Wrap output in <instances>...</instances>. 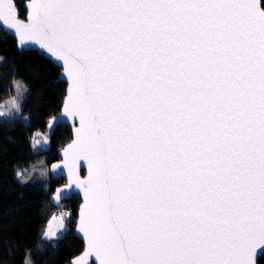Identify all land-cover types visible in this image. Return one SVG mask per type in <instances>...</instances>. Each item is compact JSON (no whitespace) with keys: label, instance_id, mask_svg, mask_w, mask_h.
Returning a JSON list of instances; mask_svg holds the SVG:
<instances>
[{"label":"snow or ice","instance_id":"1","mask_svg":"<svg viewBox=\"0 0 264 264\" xmlns=\"http://www.w3.org/2000/svg\"><path fill=\"white\" fill-rule=\"evenodd\" d=\"M25 8L20 18L15 0H0V31L21 53L47 57L60 73L53 84L66 83L61 114L46 124L50 134L60 120L74 131L52 165L66 170L57 203L83 194L75 232L85 248L73 264H257L264 0H28ZM9 104L15 112H0V124L21 117ZM61 230L71 225L53 216L43 236Z\"/></svg>","mask_w":264,"mask_h":264},{"label":"trees","instance_id":"2","mask_svg":"<svg viewBox=\"0 0 264 264\" xmlns=\"http://www.w3.org/2000/svg\"><path fill=\"white\" fill-rule=\"evenodd\" d=\"M26 1L15 0L22 18L27 12ZM34 52L21 53L15 39L0 31V57L3 58L0 60V103L12 95L15 82L28 90L21 117H12L15 124H0V264H25L26 258H30L31 264H70L83 249L82 241L73 232L79 196L55 203L51 198L64 182L63 178L54 179L46 172L40 175L34 169L27 182L21 184L16 175L17 169H21V176L25 177L30 168L38 164L48 167L59 158L58 151L71 139V128L66 124H58L48 133L46 121L59 114L66 83L53 84L59 69L53 73L48 59ZM23 116L30 117V126L22 120ZM37 133L49 138L47 148L32 149ZM36 181L38 184H32ZM58 204L70 213L66 218L71 231H65L52 241L43 233ZM257 264H264V255L258 257Z\"/></svg>","mask_w":264,"mask_h":264},{"label":"rangeland","instance_id":"3","mask_svg":"<svg viewBox=\"0 0 264 264\" xmlns=\"http://www.w3.org/2000/svg\"><path fill=\"white\" fill-rule=\"evenodd\" d=\"M16 83H17V82L13 83V85H12V87H13V89H12V95L8 96V97H7L2 103H0V112H6V113H14V112H15V109L12 108L11 105L9 104V101H11V100H15L16 103H17L18 105H20L21 108H22V104H23L24 98H25V96H26V92L23 91V89H25V87H24L22 84H20V85H21V88H20V91L18 92L17 88L15 87V84H16ZM22 97H23V98H22ZM5 117H8V116L6 115ZM13 117H15V116H13ZM43 134H44V133H43ZM45 137H47L46 134H44V135H42L41 133H37V134H35L33 142L36 141V140H39V141H40V144H38L36 148H47V147H48V144H49V143H48V144H44V139H45ZM42 166H44V167H42ZM39 167H40V168H39ZM42 168H43V169H42ZM30 169H31V170H30L29 172H27V175L25 174L26 176L23 177L26 181H27V179L30 177L28 174L31 173V175H32L33 172H34V169H35V172L38 171V173H39L40 175H42L44 172H46V173L49 175L48 167H47L46 165H44V164H38V165L35 166L34 168H30ZM19 170L22 171L21 169H19ZM39 171H40V172H39ZM36 173H37V172H36ZM19 179H20V177H19ZM38 180H39V179H38ZM37 182H38V181L33 182L32 184H38ZM54 192H55V190H54ZM54 192H53V193H54ZM59 204H60V203H59ZM59 204H58V205H59ZM78 207H79V204H78ZM56 208H57V211L49 217V219H48L47 222L49 223V221L51 220V218H52L53 216H55V217H61L62 215L65 216L66 222H68V221H67L68 219H67L66 217H68V215H70L69 211H68L66 208H64V206H62V205H59V206H57ZM64 210H65L66 212H65ZM77 211H78V209H77ZM65 214H67V215H65ZM65 231H67V230H61V231H58V232H57V236L54 237V238L51 239V240H52V241L57 240L59 237H61V236L63 235V233H64ZM77 255H78V254H77Z\"/></svg>","mask_w":264,"mask_h":264},{"label":"water","instance_id":"4","mask_svg":"<svg viewBox=\"0 0 264 264\" xmlns=\"http://www.w3.org/2000/svg\"><path fill=\"white\" fill-rule=\"evenodd\" d=\"M27 2H28V0L26 1L25 5L27 4ZM26 10H27V9H26ZM26 15H27V12H26ZM20 18H22V17H20ZM4 31L7 32V34H9V35H11V36L13 37L12 33H11L10 31H8L7 29H5ZM15 41H16V40H15ZM16 43H17V42H16ZM36 47L38 48V46H36ZM34 50H35V49H34ZM46 58H47V57H46ZM59 74H60V73H59ZM63 82H64V81H63ZM60 114H61V108H60V112H59V114H57V115H55V116H59ZM53 117H54V116H53ZM50 119H52V117H51ZM58 124H66V125L69 126L70 122H67V121H64V120H60V121L57 122V125H58ZM77 126H78V124H77ZM70 128H71V127H70ZM48 133L50 134L49 129H48ZM72 139H74V131H73V129L71 128V139H70V141H69L68 143H70ZM68 143H67V144H68ZM67 144H66L64 147H66ZM64 147H63V148H64ZM63 148L59 151V159L56 160V161H54V162H52V163L50 164V173H51V175H52L53 177H55V178H57V177H63V178L65 179L64 183L61 184L60 186H58V187L55 189V192H54L53 195H52V198H51V199H52V201L55 202V203H56V201H55L54 197H55V194H56L57 189H59V188H63V187L66 185V183H67L66 178H65V176H66V170H65L63 173L61 172L60 169H57L55 172L52 171V165H53V164H58V163H59V164H62V151H63ZM81 167H82V169L84 168L83 162L81 163ZM86 175H87V167H86V165H85V168H84V171H83V173H82V175H81V178H85ZM74 195L79 196V199H80L79 207H80V205L83 203V194L80 193L79 190L68 191L66 194H62V199H68V198H71V197L74 196ZM62 199H61V200H62ZM79 207H78V210H79ZM77 222H78V211H77L76 223H77ZM75 229H76V224H75V228H74V235H75L76 237H78L79 239H81V241L83 242V249H82V251H81L78 255L74 256V257L70 260V264H73V261H74L76 258H78L80 255H82V253H83V251H84V248H85V242H84L83 239H82V234H76ZM259 257H260V256H259ZM90 259H94V258H90Z\"/></svg>","mask_w":264,"mask_h":264},{"label":"bare ground","instance_id":"5","mask_svg":"<svg viewBox=\"0 0 264 264\" xmlns=\"http://www.w3.org/2000/svg\"><path fill=\"white\" fill-rule=\"evenodd\" d=\"M65 145H66V144H65ZM65 145H64V146H65ZM64 146H63V147H64ZM60 150H61V149H60ZM60 150H59V151H60ZM59 151H58V157H59ZM58 159H59V158H58ZM58 159H57V160H58ZM55 161H56V160H55ZM53 162H54V161H53ZM51 163H52V162H51ZM51 163H50V164H51ZM50 164H49V166H48L49 175H51V173H50ZM51 176H52V175H51ZM52 178L56 179V178L53 177V176H52ZM57 178L60 179V178H63V177H57ZM63 180L65 181L64 178H63ZM63 183H64V182H63ZM63 183H62V184H63ZM59 186H60V185H59ZM74 196H77V195H74ZM74 196H72V197H74ZM72 197H71V198H72ZM68 199H70V198H68ZM64 200H67V199H62L60 202H63ZM79 202H80V201H79ZM56 203H57V202H56ZM64 211H65V210H64ZM65 212H66V211H65ZM75 224H76V223H75ZM74 228H75V227H74ZM73 232H74V231H73ZM80 240H81V239H80ZM82 243H83V242H82Z\"/></svg>","mask_w":264,"mask_h":264}]
</instances>
